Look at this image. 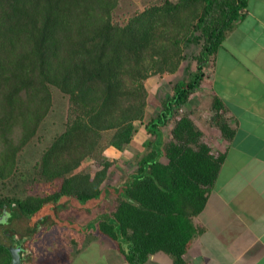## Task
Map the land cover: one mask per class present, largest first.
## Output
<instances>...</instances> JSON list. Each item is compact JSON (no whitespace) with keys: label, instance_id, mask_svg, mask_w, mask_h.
I'll use <instances>...</instances> for the list:
<instances>
[{"label":"trees","instance_id":"obj_1","mask_svg":"<svg viewBox=\"0 0 264 264\" xmlns=\"http://www.w3.org/2000/svg\"><path fill=\"white\" fill-rule=\"evenodd\" d=\"M117 4L0 0V182L25 177L20 152L48 115L53 88L69 102L64 130L43 149L29 175L33 185L50 189L25 196L26 191H0V212L13 207L32 217L63 199L85 205L101 197L112 165L100 148L105 135L107 145L118 150L131 144L135 122L146 114L145 81L175 73L185 57L183 43L196 42L201 45L194 55L196 70L161 97V107L145 124L155 139L146 141L148 151L138 157L131 176L114 186L115 208L92 224L116 242L129 264H145L160 251L171 255L173 264H187L185 255L199 232L194 219L206 206L226 154H215L189 113H179L200 90L211 57L248 0H165L123 25L113 21ZM211 108L212 123L233 138L221 98L215 96ZM171 121L166 139L163 128ZM98 149L102 168L94 174L78 171ZM11 260L10 247L0 240V264Z\"/></svg>","mask_w":264,"mask_h":264},{"label":"crops","instance_id":"obj_2","mask_svg":"<svg viewBox=\"0 0 264 264\" xmlns=\"http://www.w3.org/2000/svg\"><path fill=\"white\" fill-rule=\"evenodd\" d=\"M215 96L225 104L233 138L211 121ZM185 106L203 141L215 154H226L206 206L194 219L199 232L185 260L264 264V0H248ZM111 242L101 237L86 246L84 264H129ZM147 264H173V258L160 251Z\"/></svg>","mask_w":264,"mask_h":264},{"label":"rangeland","instance_id":"obj_3","mask_svg":"<svg viewBox=\"0 0 264 264\" xmlns=\"http://www.w3.org/2000/svg\"><path fill=\"white\" fill-rule=\"evenodd\" d=\"M165 0H118V4L113 10V21L117 24H126L136 13L144 10L153 4H162ZM176 2L177 0H171ZM201 45L196 42L183 43V55L179 69L175 73L153 74L146 81L149 91L148 103L144 120L136 121L137 132L131 144L125 150L115 151L109 149L107 137L103 139L100 148L104 149L102 156L109 159L112 165L108 169L106 179L102 184L105 188L104 194L98 199L88 202L85 205L78 203L75 199H63L61 203L46 205L41 211L32 217H25L16 208L5 207L0 212V240L6 246H13L15 238H23L25 248L24 260L22 264H84L85 255L82 253L86 246L92 242H111L117 246L110 237L99 233L96 226L92 225L101 215L110 213L117 205L116 193L113 190L125 181L137 169L138 157L148 151L146 141L154 140L155 136L150 135L145 124L161 107V97L168 92H172L173 83L179 78H189L190 73L197 68V61L194 55L200 51ZM189 66V67H188ZM68 97L58 89L53 88V103L51 109L41 124L39 132L20 152L19 164L21 172L25 177L12 181L0 182V191L6 194L26 191L25 196L34 191H46L50 189L47 184L33 185V180L29 177L35 162L40 158L53 138L65 128L68 115ZM187 106L179 114L186 113ZM174 121L163 128L166 139L171 138V129ZM21 130L15 132L16 140L19 138ZM98 152L92 157H87L78 171L90 172L94 174L102 168L101 157ZM163 161H166L163 158ZM112 244V245H113ZM14 247V246H13ZM84 259V261H83ZM148 262V260H147ZM147 262L145 264H147ZM15 264V262L13 263Z\"/></svg>","mask_w":264,"mask_h":264},{"label":"water","instance_id":"obj_4","mask_svg":"<svg viewBox=\"0 0 264 264\" xmlns=\"http://www.w3.org/2000/svg\"><path fill=\"white\" fill-rule=\"evenodd\" d=\"M10 251H11V256H12V260H11V264H13L15 262V264H22V258L20 255V247H10Z\"/></svg>","mask_w":264,"mask_h":264},{"label":"flooded vegetation","instance_id":"obj_5","mask_svg":"<svg viewBox=\"0 0 264 264\" xmlns=\"http://www.w3.org/2000/svg\"><path fill=\"white\" fill-rule=\"evenodd\" d=\"M13 238H15V240L13 241L15 244L13 245L14 247H20V255L22 258V261L24 260V253H25V248L23 247V238L18 239L17 236H13ZM24 263V262H23Z\"/></svg>","mask_w":264,"mask_h":264}]
</instances>
